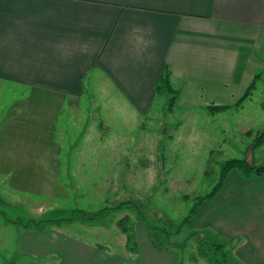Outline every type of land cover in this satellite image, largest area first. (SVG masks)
<instances>
[{"label": "rangeland", "instance_id": "obj_1", "mask_svg": "<svg viewBox=\"0 0 264 264\" xmlns=\"http://www.w3.org/2000/svg\"><path fill=\"white\" fill-rule=\"evenodd\" d=\"M241 55L243 80L222 84L217 96H186L184 105L174 89L180 102L171 110V95L163 93L146 116L110 110L103 129L101 114L115 103L98 87L89 90L88 83L85 95L72 99L0 82V264L29 261L16 256L25 225L78 235L92 229L78 223L84 219L78 211L92 216L106 208L93 233L116 242L115 251H124L125 228L136 247L161 252L157 264H208L189 240L200 232L193 216L183 222L193 198L212 190L225 161L247 158L264 166V143L251 148L264 133V38ZM252 82L251 94L237 105ZM5 154L35 155L39 162L18 158L5 169ZM55 155H72L70 172L60 167L65 161L54 163ZM119 231L124 236L114 239Z\"/></svg>", "mask_w": 264, "mask_h": 264}, {"label": "crops", "instance_id": "obj_2", "mask_svg": "<svg viewBox=\"0 0 264 264\" xmlns=\"http://www.w3.org/2000/svg\"><path fill=\"white\" fill-rule=\"evenodd\" d=\"M261 38L264 0H0V82L72 99L82 98L88 83L89 90L98 87L115 103L101 114L103 129L110 110L148 115L166 71L184 105L186 96L212 97L222 84L241 81V52ZM62 156L53 161H65L60 167L70 172L72 155ZM18 158L39 162L35 155L5 154V169ZM101 219L78 221L92 227L78 235L25 225L16 256L29 258L25 264H157L161 252L149 244L118 252L113 240L97 239L93 225ZM192 220L195 229L237 242L240 263L264 264V177L231 172Z\"/></svg>", "mask_w": 264, "mask_h": 264}, {"label": "trees", "instance_id": "obj_3", "mask_svg": "<svg viewBox=\"0 0 264 264\" xmlns=\"http://www.w3.org/2000/svg\"><path fill=\"white\" fill-rule=\"evenodd\" d=\"M252 88L253 82L247 88L242 98L237 102V105H240L242 101L251 94ZM155 91L158 95H161L163 93H168L167 95H171V98L168 102V108L169 110H171V108L175 105L177 94L170 84V74L168 71H166L165 74L160 78ZM209 109H214L215 111L219 112L224 110L225 107L215 106L211 108L210 106ZM263 143L264 133L255 138L251 148L258 147ZM231 172H236L243 179L260 178L264 177V166L255 165L247 159H230L222 163L219 168V178L217 183L209 193L193 198L195 203L190 210V215L184 219V223H188V221L192 218V216H194L199 207L208 204L215 199V197L222 190L224 182ZM184 198L189 197L185 196ZM120 208L122 207H117L113 210H119ZM109 210L111 209H103L92 216H89L81 211H78V213L82 214L86 222H94L95 220L106 214V212ZM123 231L126 235V248L128 249V251L135 253L137 244L134 236L128 233L127 229L125 228L123 229ZM163 233L166 234V232L164 231ZM192 239L196 242V250L199 256L204 258L208 264H240V262L232 255L237 242L233 243L225 236L210 231L193 232L189 236V240ZM237 241H239V239Z\"/></svg>", "mask_w": 264, "mask_h": 264}]
</instances>
